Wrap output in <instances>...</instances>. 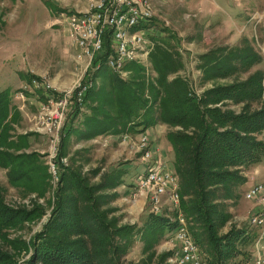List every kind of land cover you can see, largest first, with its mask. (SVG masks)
Wrapping results in <instances>:
<instances>
[{
  "label": "trees",
  "instance_id": "1",
  "mask_svg": "<svg viewBox=\"0 0 264 264\" xmlns=\"http://www.w3.org/2000/svg\"><path fill=\"white\" fill-rule=\"evenodd\" d=\"M44 2L50 10L55 9L51 1ZM165 43L155 41L149 54L155 73L151 77H146L145 69L136 62L125 64L127 77L102 63L96 76L105 77L108 90L102 93L101 87L92 86L83 95L82 104L73 97L71 117L79 116L81 106L87 105L89 113L83 114L80 133L83 138L140 133L156 124L170 127L165 136L172 148L180 207L190 220L191 235L204 247L205 264H227L240 252L239 245L254 243L259 233L257 228L232 227L221 235L219 229L231 217L226 201L240 197L248 180L246 170L264 159V140L259 138L264 130V72L257 69L245 79L213 84L197 93L179 74L184 67L180 52ZM108 51L106 42L102 61ZM261 59L247 42L242 46L220 45L200 54L198 69L203 82L213 81L248 72ZM22 78L29 85L33 78L40 80L33 74ZM36 91L43 102L46 94L57 96L51 90ZM230 103L240 104V110L228 107ZM21 118L10 88L1 89L0 168L6 170L10 185L43 194L51 175L43 155L26 151L34 133L12 135ZM64 140L57 159L59 178L53 207L28 241L11 239L7 231L40 218L43 207H10L0 187V264H19L9 249L32 251L23 264H120L136 237L143 243L142 253H148V262L153 261L152 249L175 228V222L150 212L142 226L117 225L118 218H108L112 210L102 208L113 194L101 191L120 186L125 171L112 169L104 173L100 183L88 185L78 168L60 162L66 154ZM167 257V253L161 255L154 264H164Z\"/></svg>",
  "mask_w": 264,
  "mask_h": 264
},
{
  "label": "rangeland",
  "instance_id": "2",
  "mask_svg": "<svg viewBox=\"0 0 264 264\" xmlns=\"http://www.w3.org/2000/svg\"><path fill=\"white\" fill-rule=\"evenodd\" d=\"M44 1L0 0V90L5 87L10 88L13 102L19 111L21 110V121L19 125H14L18 127L14 129L12 135L34 133L29 137L31 146L26 151H37L43 155L42 160L47 165L46 156L50 150V142L48 136L44 135L40 129L41 126H45L42 121L51 122L52 118H48L51 110L41 114L43 112L41 105H36L34 101L38 100L37 89H33L22 77L25 74H33L49 84L54 92L58 94L67 92L69 95L72 94V97H75L78 84L90 79L93 83L92 86L101 87L102 93L109 84L102 75L96 76L93 66L85 67V64L77 59V49L69 41L59 23L62 11L56 10L58 8H64L66 11L84 10L89 7L91 0H47L54 5L53 11L45 5ZM153 10L152 24L156 33L152 31L149 34L150 38L164 44L167 42L173 50L180 52L184 67L179 71V74L189 80L197 93L213 84H225L236 79H245L250 72L257 69L264 72V0H169L166 3L155 4L153 2ZM244 39H247L245 43H249L261 55V61L248 72L203 82L201 71L198 69L200 54L220 45L242 46L245 44ZM144 69L146 77L154 76L152 64L147 70ZM39 102L46 104L42 100ZM228 107L239 111L241 105L230 103ZM112 108L114 107L112 106L110 109ZM23 111L26 114L23 115ZM71 112L72 108H68L65 113V119L62 121L60 129L59 144L57 143L56 146L59 155L62 141L65 139L64 151L66 154L60 158V162L64 166L78 168L82 176L87 178L88 185L100 183L104 173L112 169L124 170V181L120 186L101 191L107 195L113 194L108 198L110 201L102 208L112 210V213L108 214V218L111 216L118 218L117 225L142 226L147 215L153 212V207L148 201L147 195L138 191L136 175H140L145 166L140 162L144 148L138 149L141 146L142 136H146L147 148L159 153L162 149L159 139L153 138V136L149 137L144 132L140 137L131 135L132 133L103 135L97 138L98 142H93L90 140L92 138L81 137L79 126L73 128L76 133L71 131L68 135L66 130L72 127L67 126L68 121L72 118ZM85 113H89L87 105L81 106V117ZM160 128L161 131L158 133L162 134L164 130L165 135L170 130L167 125ZM259 138L264 140V130ZM161 152L165 162L172 163L170 166L173 169V155L167 157L163 150ZM246 173L250 177V183L257 180L263 181L264 159L259 163V166H251L247 169L245 175ZM53 181L50 179V185L46 191L42 190L43 194L38 195L36 192H27L23 188L10 185L6 170L0 168V187L1 190H4V202L8 206L31 209L35 205H40L44 209V214L40 218L32 222H25L20 227L9 229L7 231L9 238L21 237L28 241L41 229L53 207L58 183L57 181L54 184ZM247 185L242 187V194L236 201H226V211L230 213L231 217L226 225L219 229V234L226 233L232 227L251 229L247 219L252 213L254 201L244 198L243 192L248 187ZM140 198L145 201L144 205H141ZM171 204L167 196H164L160 204L161 212L170 215L172 213ZM198 245L200 250L205 252L204 247L201 244ZM142 247V241L136 237L130 251L121 258L120 264H154L158 263L161 255L165 253L168 254V257L164 264H175L173 257L177 252L178 242L173 238L172 231L167 232L159 244L152 249L154 251L153 261L148 262V253H142ZM262 247L264 248V240ZM239 250L240 252L227 264H241L250 260L255 250L254 243L239 245ZM9 251L16 254L15 259L19 264H23L32 254L31 250L15 252L13 249H9Z\"/></svg>",
  "mask_w": 264,
  "mask_h": 264
},
{
  "label": "built area",
  "instance_id": "3",
  "mask_svg": "<svg viewBox=\"0 0 264 264\" xmlns=\"http://www.w3.org/2000/svg\"><path fill=\"white\" fill-rule=\"evenodd\" d=\"M152 0H91L89 7L84 10H63L59 16L69 41L77 49V59L85 64V67L93 66L94 70L101 67L102 63L113 72L122 77H127L128 71L124 68L128 62L141 64L146 70L151 65L149 54L155 45L150 38L151 32L156 33L151 21L154 18ZM108 42L109 51L102 61ZM95 61V63H94ZM93 85L92 80L79 83L75 99L81 104L83 95ZM33 89H45L54 91L45 82L33 78ZM47 99L41 104V114L51 110L48 118L51 122L42 121L41 132L48 136L50 150L47 154L48 172L54 184L59 178L57 163V143L60 139V129L65 113L73 106L72 94L57 93L46 94ZM41 117V116H40ZM43 118V117H42ZM41 118V119H42ZM146 136H142L141 147L144 152L141 162L145 165L144 171L137 175V187L140 193L147 195L151 203L153 213L164 215L176 226L172 230L173 238L178 242V249L173 257L175 264H205L204 254L193 239L189 225L190 220L185 216L180 207V195L178 177L172 167L162 162L153 149L147 148ZM59 144V143H58ZM156 154V155H155ZM158 156V157H157ZM65 161V159H63ZM244 198L254 201L252 213L248 216L250 228H257L259 233L254 241V254L250 260L241 264H264V180L252 182L244 191ZM172 203L170 215H165L160 210L162 198Z\"/></svg>",
  "mask_w": 264,
  "mask_h": 264
},
{
  "label": "crops",
  "instance_id": "4",
  "mask_svg": "<svg viewBox=\"0 0 264 264\" xmlns=\"http://www.w3.org/2000/svg\"><path fill=\"white\" fill-rule=\"evenodd\" d=\"M166 1H169V0H152V2H154L155 4L156 3H166ZM170 33V32H169ZM168 33V34H169ZM170 35V34H169ZM34 98V97H33ZM35 99V98H34ZM35 102H36V105H41V103L39 102V99L37 100V99H35L34 100ZM23 106H24V104H22ZM20 112H21V110H20ZM24 113L26 114V112L25 111H23V115H24ZM79 117H80V120H78L79 119ZM78 118V119H77ZM82 120H83V117H81V114L79 115V116H77V117H75V118H70V120L68 121V125L67 126H72L71 128H68L67 130H66V133H68L69 132V134L71 133V131L72 132H74L75 130H73V128H75L76 126L80 129L79 130V133H81V131L84 129V127H83V123H82ZM67 126H65V127H67ZM158 126H166V124H156L155 126H152V127H149V128H147L144 132L145 133H147L148 135H149V137H151V136H153V138H158L159 139V143H161L162 144V146H161V148L162 149H160V151H159V153H157V155L159 156V158H160V160L162 161V162H165V159H164V157H163V155H162V152H161V150H163V153L165 152L166 153V156L167 157H172V155H173V152H172V148H171V146H170V143L166 140V137H165V133H164V130H163V132H162V134H161V132L160 133H158L159 131H161L160 129V127H158ZM16 127H18V126H15V128ZM82 127H83V129H82ZM144 132H140V133H134V134H131V135H134V136H141ZM75 133H76V131H75ZM98 137H101V135H99V136H96V137H94V138H92V139H90L91 141H93V142H98ZM29 141H30V143H31V140L29 139ZM157 156V157H158ZM167 159H169V158H167ZM140 162H141V160H140ZM167 162V161H166ZM165 162V163H166ZM170 163L171 162H168V163H166V164H168V165H170ZM261 163V162H260ZM172 164V163H171ZM141 165H142V163H141ZM141 165H140V167H141ZM254 166H259V163L258 164H256V165H254ZM256 168V167H255ZM142 169H143V165H142ZM138 175V174H137ZM136 175V176H137ZM246 176H247V178L249 179L250 177H248V173H246ZM257 181H259V180H257ZM252 183V182H251ZM250 179L249 180H247V182H246V185L247 186H249L250 184ZM139 201H140V203H141V205H144V203H145V201L143 200V198H140L139 199Z\"/></svg>",
  "mask_w": 264,
  "mask_h": 264
}]
</instances>
